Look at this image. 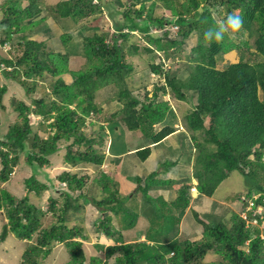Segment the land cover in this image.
<instances>
[{"label": "trees", "instance_id": "obj_1", "mask_svg": "<svg viewBox=\"0 0 264 264\" xmlns=\"http://www.w3.org/2000/svg\"><path fill=\"white\" fill-rule=\"evenodd\" d=\"M126 1L128 8L123 12V20H116L121 13L118 10L121 0H65L52 8L57 19L71 20L79 26L81 34L97 30L106 15L114 21L112 43L108 33L99 35L95 32L84 36L83 62L80 63L81 70L76 71L71 67L72 53L68 50L62 54L53 47L49 49L46 41H31L27 36L14 39L17 34H32L42 27L41 23L44 29L52 32L46 18L40 19L43 9L37 0H4L1 7L4 16L0 21L4 36L2 42H17L25 48L24 54L18 58H1L0 64L6 66V70L12 69H3L5 75L26 90L35 89L47 75L53 77L54 100L49 95L34 100L35 110L23 101H14L18 121L0 140V182L10 181L23 154L35 173L25 180L27 187L20 200L7 190H0V213L3 212L8 219L0 235V243L6 241L9 234L27 241H32L37 235L36 244L24 253V264H40V258H47L56 242L68 248V264H87L83 243L78 241L87 239L83 235L85 230L78 225H68L71 211L83 209L80 200L84 199L88 203L91 200L98 209H102L103 218L98 222V230L115 241L108 248L99 245V250H106L105 259L92 257L89 264H111L112 258L114 264H204L205 257L212 251L221 260L210 264H264V239L260 228L253 225L254 221H261V217L254 210L247 212L246 218L233 214L230 223L228 220L206 219L193 210L202 228V240L183 239L180 235L182 217L195 200L192 189L197 188L198 198H213L220 185L234 172L245 178L247 191L242 202L250 200L253 209L264 206V0ZM159 5L170 16L156 17L155 10ZM220 8H226L224 15ZM214 9L222 19L233 11L239 12L244 18V27L239 34L243 37L248 33L249 37L240 43L231 35H226L219 42L206 41L204 32L217 20ZM171 27H178L173 35L170 34ZM166 28L168 31L163 34L154 33L155 29ZM133 33L143 34L155 46L144 48L147 53L164 51L169 55L168 51L172 50L173 56L185 55L186 58L185 77L180 76L178 68L165 69L163 64L150 66L152 73L164 79V84L157 83L152 97H146L145 101L133 94L127 80L134 73L127 55L140 52L138 45H130ZM194 34L197 35V44L189 53L185 52L184 46ZM61 40L65 46L73 36L65 33ZM232 53L238 55V60L228 58ZM64 75L74 80L67 84L62 78ZM32 79L35 80L31 84ZM111 85L118 87L117 95L122 104L111 124L115 129L121 125L127 131L140 132L142 143L146 144L136 153L142 162L151 156L153 146L163 144L178 130L174 127L176 114L170 104L162 100L161 94L171 93L179 101L189 104L196 100L192 111L184 117L185 127L191 135L187 131L188 134H182L185 138L191 136L193 145L188 146L190 151L191 147L197 151L192 177L164 180L158 177V171L149 174L145 181L135 177L137 190L149 205L145 209L152 210L157 216L143 242L129 243L124 238L123 231L134 229L140 216L127 208L128 200L120 193L118 182L106 174L97 181L108 196L97 201L84 193L86 178L70 172L62 173L59 179L68 186L62 194L64 203L60 207L58 200L49 198V210L58 220L47 228L42 220L48 214L34 205L29 197L32 191L40 195L48 189L40 185L36 172L50 165V157L59 151L60 142L70 143L66 146L65 162L68 165L76 167L86 163L99 166L105 162V155L95 148L97 144L105 143L104 127L100 126L101 133L97 137H88L82 128L91 113L103 112L96 103L97 93ZM7 89L0 87V101ZM32 116L43 117L40 126L53 119L47 125L53 135L49 133L45 140L38 131L35 132ZM31 139L32 149L29 147ZM74 146H79V149L74 150ZM171 165L169 162L163 167L168 171ZM193 180L198 184H193ZM143 182L144 186L141 185ZM174 186L177 188L175 200L150 196L154 189L167 191ZM257 195L259 197L255 198ZM154 200H160L161 204ZM113 215L119 217L123 224L119 232L112 226ZM155 235L162 238L161 241L155 239Z\"/></svg>", "mask_w": 264, "mask_h": 264}, {"label": "rangeland", "instance_id": "obj_2", "mask_svg": "<svg viewBox=\"0 0 264 264\" xmlns=\"http://www.w3.org/2000/svg\"><path fill=\"white\" fill-rule=\"evenodd\" d=\"M43 9V13L40 17L46 18L48 27L51 28L52 32L44 29L42 23L40 24L39 29H36L31 34L30 32H25L24 34L15 35L14 39L20 38V36H27L28 40L45 42L49 49L57 48L59 52L62 54L71 52L75 55H70V63L71 67L76 69V71L81 70L80 63L83 62V49H84V36H91L95 32L99 35L109 34L110 39L109 42H113L112 27L114 21L108 15L103 18L102 21L99 22V28L97 30H87L81 34V31H78L77 25L74 24L71 20H61L57 19L56 16L52 12V8L60 2L65 0H37ZM4 0H0V21L2 20L4 14L2 13L1 7ZM27 2L28 1H24ZM23 2V4H24ZM94 3H97L94 1ZM28 5H24L26 7ZM118 10L121 12L119 16H117L116 20H123V12L128 8V2L126 0H121V4H119ZM127 6V7H126ZM126 7V8H125ZM222 11V15L226 13V8H220ZM108 13V12H107ZM170 16L169 12L165 11V9L159 5V7L155 10L156 17L162 16ZM214 17L219 20L222 19V16L213 10ZM100 17V16H98ZM85 22V21H83ZM86 24V23H85ZM67 29V30H66ZM155 31V30H154ZM68 33L70 36H73V40L69 42L67 45H63L62 37ZM152 34L153 31H152ZM231 37L236 40L237 43H240L242 39H247L249 37L248 33L243 37L242 34H230ZM130 45L136 44L139 46L140 52L136 55H127L128 63L132 64L134 67L133 75L128 77L129 86L135 96H137L140 100L145 101L146 97L151 98L152 94L155 90V85L163 84L164 80L158 74H153L151 71V65H159L165 64L167 69L178 70L180 71V76L185 77L187 75L185 66H186V58L185 55L180 57L173 56L172 50L169 55L164 51L155 52V54H150L145 51L144 48L152 47L148 40L141 33H133L130 38ZM4 40V36L0 30V60L1 58L13 59L18 58L22 54H24L25 48L19 46L17 42L13 43V41L4 44L2 41ZM121 41V40H120ZM252 43V42H251ZM197 44V35L194 34L189 40H187V44L184 46L185 52L190 51L191 48L195 47ZM176 49V48H175ZM174 49V50H175ZM54 50V49H53ZM254 50V48H252ZM128 52V51H127ZM174 52V51H173ZM237 54L232 53L228 58L231 60H238ZM74 57L75 61L71 62ZM253 61L255 58H250ZM259 60V58H256ZM56 62V61H55ZM80 67V69L78 68ZM6 66L0 64V87H7V93L3 97L2 101H0V140L3 136H5L10 126L14 125L18 121V113L15 112L14 101H23L26 104H31V99L36 98H44L45 95H49L48 90L51 92V82L53 77L48 76L46 80L41 81L37 84V89L26 90L25 87L20 85L18 82H14L7 78L5 75ZM12 70V69H7ZM6 70V71H7ZM64 81L67 84H70L71 79L69 76H63ZM32 82V81H31ZM32 84V83H31ZM43 84V85H42ZM118 87L115 85H111L107 88H102L97 93L96 103L103 108V112L96 116H91L88 118V121L85 122V126L82 128V131L88 136H98L101 133L100 126H104L105 143L104 145H96L95 148L99 150L102 154L105 155V162L102 165H93L82 163L77 165L76 167L72 165H68L65 162V157L67 154V145L70 143L60 142L59 143V151L55 153L52 157H50V165L48 167H42L36 172V179L39 181L40 185H45L48 187L47 190H44L40 193V195L36 194L35 191H32L29 195L31 202L36 205L38 208L42 209L43 212L47 213L46 218L42 220V224L44 227H49L57 222V217L53 215V213L49 210V198L53 197L59 201L60 207L63 206L64 198L62 196L63 192L67 191V183L61 182L59 177L64 172H70L73 175H78L79 177L86 178V187L84 189V193L89 196L90 199L95 198L97 201L102 200L107 197L108 194L104 193L100 183H98V179L106 174L110 178H113L116 182H118L119 191L124 195L122 190V185L127 181L128 176L133 177H142L143 181L147 178L146 173L148 168L150 169L151 165H143L140 163V159H138L135 152L131 154L128 158L124 159L122 165L118 168L116 167V161L114 157L111 156V152L113 154L122 153L126 151V147L133 149L137 145H145L146 143H142V138L139 131L131 132L127 131L126 127L119 126L118 128H114L111 124L114 120L113 116L121 111L122 104L118 98ZM169 97L166 96L162 98L163 101L170 102L172 108L176 110V119L175 123L178 128V131L183 132L181 130H185V122L184 117L192 111V104L195 103V99L192 100V104L178 101L172 94L170 97V101H168ZM174 110V111H175ZM91 120L94 123L91 124ZM43 121V117H35L32 116V122L34 124L35 132L38 131L39 135L47 140L49 138V133L53 135V131L49 130L47 125L50 121H46L44 126H40L39 124ZM160 128V127H158ZM187 130V129H186ZM189 134H191L189 132ZM181 135V134H180ZM176 135L171 136L172 138L168 139V144L163 143L159 145L157 148V152L159 157L161 158V164L158 167L159 178L160 179H172L179 180L186 177H192L194 173V160L197 156V151L192 148L190 151L189 146L185 143L184 137ZM201 138V136H199ZM186 139H189L188 137ZM191 145L190 140H188ZM127 143V144H125ZM33 144L32 139L29 141V147L31 148ZM143 147V146H142ZM32 149V148H31ZM79 149V146H74V150ZM174 153L175 157H173L170 153ZM191 152V154H190ZM178 157V158H177ZM182 160H179V159ZM190 158V160L188 159ZM156 161V160H155ZM155 161H152L154 165ZM180 161L179 166L177 162ZM188 161L190 162L189 167H183L182 165L186 163L188 166ZM149 162V161H148ZM159 162V163H160ZM173 163L168 171L167 167H163L165 163ZM20 164L15 168L14 173L12 174L10 181L7 183L0 182V190H7L10 194L18 198L19 200L24 197L26 184L25 180L31 178L34 175V170L26 163V155L23 154L20 157ZM183 163V164H181ZM138 164V166H137ZM152 164V163H150ZM1 162H0V170H1ZM151 170H154L152 167ZM146 173V174H145ZM124 175V176H123ZM196 180H193V184H196ZM141 185H144L141 183ZM175 188V189H174ZM172 191H176L177 188L174 186ZM159 189V188H157ZM246 184L245 178L239 173L234 172L231 176L224 181L220 187L218 188L216 194L213 198L202 197L199 199H195L192 202L191 207L185 212L182 217V222L180 224V235L183 239H191L192 241H201L203 235L201 234L202 228L198 224L193 214V210L200 214V216L212 220V218L217 220H228L227 222H231L233 214H238L241 218H246L247 212H254L259 214L261 217V221H254L253 225L255 227H259L261 230V234L264 239V206L253 209L252 202L244 203L242 199H245L246 194ZM137 190V189H136ZM167 189L168 193H165L163 189L152 190L150 192V196L158 197L161 192L168 199L172 198V192ZM195 195L197 194L196 190H194ZM78 194V193H77ZM139 196H138V195ZM193 194V193H192ZM128 201L126 202L127 208L131 209L135 214L139 215L138 223L136 227L130 231H123L124 238L127 242H143L146 239V234L149 226L152 221L156 220L157 216L152 210L145 209V207L149 206L143 195L140 191H133L131 189L128 195L123 196ZM238 197H242L239 199ZM259 196H255L258 198ZM89 199V200H90ZM158 199V198H157ZM171 200V199H170ZM247 200V199H246ZM83 209L78 212L71 211V214L68 217V225L74 226L78 225L84 228V236L87 238L86 240L79 239L78 241L83 243V247L87 256V264L90 263L92 257L94 258H102L106 257L105 249H98V246L101 245L104 248H108L109 246H113L115 244L114 238H108L104 235L102 231L98 230V224L100 219L103 218V214L101 213L102 209H98L95 204L90 200L85 202L84 199L80 200ZM155 203L161 204L160 200H154ZM247 204V205H245ZM228 223V224H229ZM8 224V219L5 217L3 212L0 213V235L3 232L4 226ZM112 226L116 231H120L122 229V222L119 217L113 215V223ZM230 227V226H229ZM142 234V235H141ZM37 235L34 236L32 241L20 240L14 234H9L6 241L0 243V264H24V253L31 247L36 244ZM155 239H159V236L155 235ZM162 238L159 240L161 241ZM221 260V257L214 251L210 252L204 259V264L216 263ZM70 262V253L68 248L63 243H54L51 253L47 258H40V264H68ZM111 264H114V258L110 259Z\"/></svg>", "mask_w": 264, "mask_h": 264}, {"label": "clouds", "instance_id": "obj_3", "mask_svg": "<svg viewBox=\"0 0 264 264\" xmlns=\"http://www.w3.org/2000/svg\"><path fill=\"white\" fill-rule=\"evenodd\" d=\"M243 27H244V18H243V16L241 15V14H239V12H237V11H233V12H231V13H229V14H227V16H226V18H223V19H219V20H216V22L211 26V27H209L208 29H207V31H205L204 32V39L206 40V41H208V42H213V41H216V42H219V41H222L224 38H225V36L226 35H230V34H237V33H239V32H241V30L243 29ZM178 29V27H171L170 28V30H171V33L170 34H172L173 35V33H175L176 32V30ZM161 31H163V32H161ZM168 31V29L166 28V29H163V30H156L155 29V31H154V33H160V34H163V33H165V32H167ZM164 65V68L165 69H167L166 68V66H165V64H163ZM154 74V73H153ZM49 75H47L46 76V78L48 77ZM161 79L162 80H164L162 77H161ZM35 79H32L30 82L31 83H33V81H34ZM44 80H46V79H43V80H41V81H44ZM37 81V80H36ZM41 81H39L38 83H40ZM42 83V82H41ZM51 84V83H50ZM163 84H164V82H163ZM43 85V84H42ZM51 87V86H50ZM35 88V87H34ZM35 89H37V87L35 88ZM48 92H49V96L50 97H52V99L54 100V95H53V90H52V88H51V92L48 90ZM166 96H168L169 97V99H168V101H170V97H171V93H167L166 95H162L161 94V97L162 98H165ZM40 99H42V98H39V100ZM34 100H38V99H36V98H32L31 99V104L30 105H28V104H26L25 102V104L26 105H28V106H30L31 108H32V110H35L36 109V105H35V102H34ZM179 101V100H178ZM169 104H170V102H168ZM170 106H171V104H170ZM75 107V105L74 106H72L71 108L73 109ZM172 107V106H171ZM194 108V107H193ZM192 108V109H193ZM173 109V111L175 110L174 109V107L172 108ZM176 112V110L174 111V113ZM100 114V113H99ZM96 115H98V114H94V113H91V115L90 116H88L87 118H86V121H88V118H90L91 116H96ZM117 119H118V117H117ZM116 119V120H117ZM50 121V123L51 122H53V119H51V120H49ZM92 123H94V121L93 120H91V124ZM86 125V124H85ZM104 127V126H103ZM176 128V127H175ZM178 129V128H177ZM181 131H183V132H185V133H187L188 131L185 129V130H181ZM187 131V132H186ZM189 133V132H188ZM187 133V134H188ZM191 135V134H190ZM189 135V136H190ZM188 140H190V142H191V144L193 145V142H192V139H191V136L189 137V139ZM188 145V144H187ZM189 149H190V147H189ZM173 164V163H172ZM174 165V164H173Z\"/></svg>", "mask_w": 264, "mask_h": 264}, {"label": "crops", "instance_id": "obj_4", "mask_svg": "<svg viewBox=\"0 0 264 264\" xmlns=\"http://www.w3.org/2000/svg\"><path fill=\"white\" fill-rule=\"evenodd\" d=\"M56 49V51L57 52H59L58 50H57V48H55ZM177 113V112H176ZM175 126H177L176 124H175ZM181 134V135H180ZM183 134V132H180V131H176L173 135H171V136H176V135H180V136H182V137H184L185 138V136L184 135H182ZM171 136H169L167 139H165V141L163 142V143H165V145H166V143L168 144V139H170V138H172ZM184 141H185V143L186 144H189V142H188V139H184ZM142 146L143 145H137L136 147H133V149H131V148H129L128 146L126 147L127 149H126V151H124V152H122V153H117V154H113L112 152H111V156L112 157H114V159H115V161H116V167L118 168L120 165H122V163H123V161H125L124 159H126V158H128L129 156H131V154L133 153V152H137L138 150H140L141 148H142ZM156 147H158V146H156ZM155 146H153L152 147V153H151V156L148 158V160L147 161H145V162H142L141 160H140V163H142L143 165H145V164H147V165H151L150 166V169L148 168V171L146 172V173H149V174H151L152 172H155V171H157L158 170V167L160 166V164H161V158L159 157V155H158V152H157V148H156ZM168 153H170V152H168ZM173 157H175L174 155V153H170ZM136 155H137V153H136ZM137 157H138V155H137ZM176 158V157H175ZM178 158V157H177ZM138 159H139V157H138ZM189 160H190V158H188ZM156 160V161H155ZM179 160H182L181 158L179 159ZM149 161V162H148ZM152 161H155V165H154V163L152 162ZM160 162V163H159ZM174 162H177V164H178V166H179V162L180 161H174ZM150 163H152V164H150ZM171 163V162H170ZM165 164H167V163H165ZM181 164H183V163H181ZM188 166L186 165V163L185 164H183L182 166L183 167H189L190 166V162L188 161ZM137 166H138V164H137ZM172 166V165H171ZM154 168V170H151V168ZM189 169H191L190 167H189ZM145 173V174H146ZM148 174V175H149ZM148 175H146V176H148ZM124 176V175H123ZM189 177V176H188ZM142 178V177H141ZM187 178V177H186ZM183 179H185V178H183ZM179 180H181V179H179ZM197 183V182H196ZM143 184H144V182H143ZM142 186H144V185H142ZM137 187H138V184H137V182H136V179H135V177H133V176H128V179H127V181L122 185V190H123V193H124V196L125 195H128L129 193H130V191H131V189L135 192L136 191V189H137ZM173 189H171V190H169L170 192H172V198H170V199H168L167 198V196H168V194H167V196H165V194L163 195L162 194V192H161V194L159 195V196H163L167 201H172V200H175L176 198H177V192L176 191H172ZM121 193V192H120ZM165 193H168V191H165ZM122 194V193H121ZM123 195V194H122ZM138 195V194H137ZM195 195V194H194ZM139 196V195H138ZM158 196V197H159ZM194 197H197V194H196V196H194ZM154 198H157V197H154ZM197 199H199V198H197ZM192 205V204H191ZM186 214V213H185ZM185 217V216H184ZM142 235V234H141ZM143 235H146V234H143ZM146 239V238H145Z\"/></svg>", "mask_w": 264, "mask_h": 264}, {"label": "bare ground", "instance_id": "obj_5", "mask_svg": "<svg viewBox=\"0 0 264 264\" xmlns=\"http://www.w3.org/2000/svg\"><path fill=\"white\" fill-rule=\"evenodd\" d=\"M217 46V45H216ZM176 122V121H175ZM178 123V122H177ZM189 138V137H188ZM195 141V140H194ZM190 154H191V152H190ZM198 184V182L196 183V185ZM194 190H196V192H197V197H194V199H197L198 197H199V191L197 190V188H193L192 189V192H193V195L195 194V192H194ZM98 223V222H97Z\"/></svg>", "mask_w": 264, "mask_h": 264}, {"label": "built area", "instance_id": "obj_6", "mask_svg": "<svg viewBox=\"0 0 264 264\" xmlns=\"http://www.w3.org/2000/svg\"><path fill=\"white\" fill-rule=\"evenodd\" d=\"M161 32H163V31H161Z\"/></svg>", "mask_w": 264, "mask_h": 264}]
</instances>
